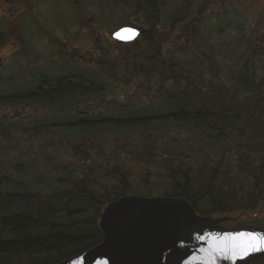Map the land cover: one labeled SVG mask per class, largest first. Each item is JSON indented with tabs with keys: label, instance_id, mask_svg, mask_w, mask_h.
I'll return each instance as SVG.
<instances>
[{
	"label": "trees",
	"instance_id": "trees-1",
	"mask_svg": "<svg viewBox=\"0 0 264 264\" xmlns=\"http://www.w3.org/2000/svg\"><path fill=\"white\" fill-rule=\"evenodd\" d=\"M87 1L85 46H57L58 64L0 22V52L16 39L33 66L0 74V264L93 248L104 207L137 189L203 216L264 217L263 13L252 0L211 14L187 0ZM122 17L141 31L131 44L105 31Z\"/></svg>",
	"mask_w": 264,
	"mask_h": 264
},
{
	"label": "water",
	"instance_id": "water-1",
	"mask_svg": "<svg viewBox=\"0 0 264 264\" xmlns=\"http://www.w3.org/2000/svg\"><path fill=\"white\" fill-rule=\"evenodd\" d=\"M123 28L138 34L130 39H115L114 33ZM140 34L139 29L124 26L116 29L111 38L130 44ZM240 217L201 216L188 201L178 197L125 195L103 209L99 220L101 242L56 264H250L263 258L264 251L250 249L245 253L244 249L254 241L241 234L264 237V229L225 226ZM239 255L243 258H237Z\"/></svg>",
	"mask_w": 264,
	"mask_h": 264
},
{
	"label": "rangeland",
	"instance_id": "rangeland-1",
	"mask_svg": "<svg viewBox=\"0 0 264 264\" xmlns=\"http://www.w3.org/2000/svg\"><path fill=\"white\" fill-rule=\"evenodd\" d=\"M172 4L175 0H169ZM178 1V0H176ZM192 3L193 8H198L202 3L212 10H208L207 14L215 13L219 10L220 5H217L219 0H187ZM242 0H231L225 2L224 8L226 13H237V11L246 7V3H242ZM86 0H32L26 3H19L16 0H0V22L6 20L7 26L11 31H13L14 36L23 31V39L26 40L28 44L26 50L28 55L32 56L35 49L43 58L44 61H55L59 63L61 60L57 56V46L66 45L71 42V45L85 46L82 42V38L85 37L87 31L85 29L79 30V23L83 20V13L94 12V10L89 7L88 1ZM77 6V7H75ZM83 11L79 13V9ZM250 12L254 14L263 13L264 10V0H252L250 6H248ZM79 13V14H77ZM252 14V13H250ZM125 17V15H124ZM118 18L110 26L108 25L105 29L106 33H111L113 30L121 27L122 24L127 25V18ZM213 24V23H212ZM216 23L213 27L216 28ZM211 29V27H209ZM209 29V30H210ZM21 31V32H20ZM78 39L77 38V35ZM51 37L52 45L56 40V47L49 48L48 38ZM17 40L15 39L9 46H7L3 51L0 52V74L11 75L15 74L18 68L28 69L33 67L28 65L31 57L25 56L17 48ZM86 43V42H85ZM52 46V47H53ZM85 48V47H83ZM55 51V53H54ZM82 53V49L80 50ZM25 71V70H24ZM26 72V71H25ZM153 193V194H151ZM159 190L157 188L152 189L149 192L145 189L135 190L137 196H162L159 195ZM260 225L264 226V217H257L255 221H251L250 218H241L238 222L234 224H229V226L235 228H254ZM261 226L260 228H264Z\"/></svg>",
	"mask_w": 264,
	"mask_h": 264
},
{
	"label": "snow or ice",
	"instance_id": "snow-or-ice-1",
	"mask_svg": "<svg viewBox=\"0 0 264 264\" xmlns=\"http://www.w3.org/2000/svg\"><path fill=\"white\" fill-rule=\"evenodd\" d=\"M124 33H128L130 35L128 37H125V35H123ZM137 34L138 33H136L134 29L123 28L119 32L114 33V38L118 40H123L126 38L130 39V38H134V36ZM241 235H247L250 237L252 241H254L248 246V248L244 249L245 253H247L250 249L255 251H264V237L260 236L257 233H247V234L242 233ZM233 255H237V254L233 252ZM237 258H243V256L239 255L237 256Z\"/></svg>",
	"mask_w": 264,
	"mask_h": 264
}]
</instances>
